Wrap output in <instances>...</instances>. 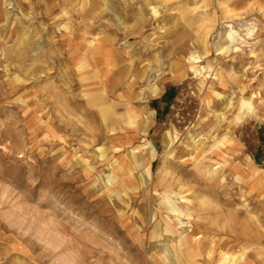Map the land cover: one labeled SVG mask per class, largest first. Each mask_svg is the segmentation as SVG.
I'll return each mask as SVG.
<instances>
[{"label":"rangeland","instance_id":"374dc122","mask_svg":"<svg viewBox=\"0 0 264 264\" xmlns=\"http://www.w3.org/2000/svg\"><path fill=\"white\" fill-rule=\"evenodd\" d=\"M195 238L264 264V0H0V264H190Z\"/></svg>","mask_w":264,"mask_h":264},{"label":"bare ground","instance_id":"6f19581e","mask_svg":"<svg viewBox=\"0 0 264 264\" xmlns=\"http://www.w3.org/2000/svg\"><path fill=\"white\" fill-rule=\"evenodd\" d=\"M188 7V6H187ZM160 8V7H159ZM152 10H153V12L154 13H158V10H157V8L156 7H153L152 8ZM186 10V9H185ZM225 13V12H224ZM250 28V27H249ZM205 31V30H204ZM203 31V32H204ZM248 31V30H247ZM250 32V31H249ZM252 33V32H251ZM229 40H230V42H232V43H234V42H236V39H237V37L236 36H234L232 33H230L229 34ZM207 38V37H206ZM201 42V41H200ZM207 42V41H206ZM96 43V42H95ZM219 44V46H220V43H218ZM221 44H222V42H221ZM241 46V45H240ZM228 47V46H227ZM226 47V48H227ZM230 47H232V46H230ZM221 48V47H220ZM219 48V49H220ZM225 49V48H224ZM230 48L228 47L227 49H225V50H229ZM208 50V49H207ZM196 52V51H195ZM223 52H224V50H223ZM223 52H221V53H223ZM206 53V52H205ZM225 53H227V51L225 52ZM201 58V56L199 55V54H196V53H193L192 52V54L190 55V57H189V62H190V64H191V68H193L194 70H195V72H196V74H199L200 73V68L198 69L197 68V66H196V63L199 61V59ZM214 67V66H213ZM203 69V68H202ZM205 69V68H204ZM211 69H212V66L208 63L207 64V69L206 70H208V71H211ZM224 72V71H223ZM204 73V72H203ZM207 74V73H206ZM209 74H210V72H209ZM208 74V75H209ZM215 77V76H214ZM204 78H206V77H204ZM105 79V78H104ZM102 80V79H101ZM106 82H105V80H102V84H103V86H104V89L102 90L103 91V94H104V98L107 100L108 98H109V95L107 94V92L105 91V88H106V84H105ZM202 83V82H201ZM133 96V95H132ZM127 98V97H126ZM132 98V97H131ZM146 98V97H145ZM243 105L246 107H249V108H252V102H243ZM102 116H103V118H104V120H105V122H106V126H105V131L106 132H113V131H115L116 130V126L114 125V122H115V120H114V118H113V113L111 114L110 113V110H109V108H104L103 109V111H102ZM107 121H108V123H107ZM110 124V125H109ZM150 125H152V123H150V124H148V126H150ZM222 138V137H221ZM202 142V141H201ZM227 143H228V139H227V137L226 136H224L222 139H220V140H217L213 145H212V147H211V150L213 151V150H215V149H218V148H220L221 146H224L225 148H228V145H227ZM114 143H113V139L112 138H107L106 139V141H105V143H104V146L105 145H107L108 146V148L110 149V150H112L113 148H114V145H113ZM173 145V144H172ZM122 146V145H121ZM223 149V148H222ZM170 152V151H169ZM205 150H203L202 152H201V154H200V157L202 158H204L205 157ZM227 152V151H226ZM154 149H153V147H151L150 148V158L148 159V161H150L152 158H153V155H154ZM223 153V152H222ZM169 154V153H168ZM167 154V155H168ZM226 155V154H225ZM166 157V156H165ZM200 158V159H201ZM199 158H198V160H200ZM203 161V160H202ZM228 161L227 160H225V163H227ZM225 165V164H224ZM223 165V166H224ZM146 168V172L149 174L150 172H151V168H150V163H148V165H147V167H145ZM129 170V169H128ZM214 170V169H213ZM160 171V170H159ZM208 171L210 172V176H212L211 175V173H214V171H212L211 172V170H209L208 169ZM208 172V173H209ZM219 172H222V171H219ZM218 172V173H219ZM223 173V172H222ZM199 175V174H198ZM213 175H215V174H213ZM217 175V174H216ZM219 177H220V174H219ZM212 178V177H211ZM214 178V177H213ZM210 180V179H209ZM224 180V179H223ZM109 182H112V180L111 179H109ZM177 182V181H176ZM206 182V181H205ZM167 188V187H166ZM164 193H166L167 195L164 197L165 198V203H167L166 204V206H167V208H168V210L171 212V213H173V214H175L176 216H181V215H184V216H186L187 218H189V219H191L192 218V215H193V213H191L190 211H185V210H183L179 205H178V201L176 202V199L174 200L172 197H171V195L170 194H172V193H167V191L166 192H164ZM182 199H184V197H181ZM186 201V200H185ZM187 203V202H186ZM164 204V203H163ZM194 205V204H193ZM190 205H188V207H189ZM194 207V206H193ZM187 208V207H186ZM191 209V208H190ZM194 209V208H193ZM194 212V211H193ZM175 216V217H176ZM153 219V218H152ZM171 220V219H170ZM172 221V220H171ZM168 226V225H167ZM182 234V233H181ZM189 234V233H188ZM180 235V234H179ZM192 235V234H191ZM186 236V235H185ZM196 236V235H195ZM190 239V238H189ZM194 240V239H193ZM192 240V241H193ZM194 241H196L195 243H197V244H195L194 246H193V250L191 251V252H188L187 251V254H186V256L188 257V259H189V261L191 262L190 264H196V262H197V258L201 255V248H200V242L198 241V238H195V240ZM188 244V243H187ZM189 245V244H188ZM186 247V246H185ZM186 250V249H185ZM181 252V251H180ZM212 250H210L209 252H208V255L207 256H211V254H212ZM234 254V253H233ZM183 257V256H182ZM240 258H245V252H243V253H241V255H230V254H227V253H225V252H223L222 254H221V257H220V259H219V262H218V264H240V263H238L239 262V260H240ZM242 262V261H241ZM247 264H255V262L254 261H250V262H248Z\"/></svg>","mask_w":264,"mask_h":264}]
</instances>
